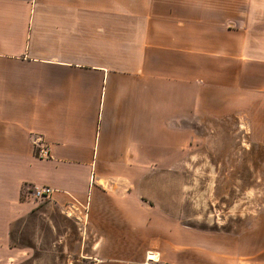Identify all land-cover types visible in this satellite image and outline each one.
Segmentation results:
<instances>
[{"label": "crops", "instance_id": "obj_1", "mask_svg": "<svg viewBox=\"0 0 264 264\" xmlns=\"http://www.w3.org/2000/svg\"><path fill=\"white\" fill-rule=\"evenodd\" d=\"M233 117L264 148V0H0V264L41 186L78 212L89 264H264V214L212 233L160 197L189 124Z\"/></svg>", "mask_w": 264, "mask_h": 264}, {"label": "rangeland", "instance_id": "obj_2", "mask_svg": "<svg viewBox=\"0 0 264 264\" xmlns=\"http://www.w3.org/2000/svg\"><path fill=\"white\" fill-rule=\"evenodd\" d=\"M189 125L195 132L191 158L180 164L176 177L164 178L167 194L160 197L167 203L177 195V215L190 227L244 232L264 214V148L250 142L242 119H196ZM42 150L47 149L38 156L48 158ZM34 188L22 192L33 210L11 228L10 246L19 252L13 264H89L93 243L76 209L35 198Z\"/></svg>", "mask_w": 264, "mask_h": 264}, {"label": "built area", "instance_id": "obj_3", "mask_svg": "<svg viewBox=\"0 0 264 264\" xmlns=\"http://www.w3.org/2000/svg\"><path fill=\"white\" fill-rule=\"evenodd\" d=\"M41 155L44 157H49V152L48 150H42L41 151ZM33 196L35 198H44V199H51L52 198V195L54 193V190L50 187H41V188H38V187H35L33 190ZM150 259H148L149 261Z\"/></svg>", "mask_w": 264, "mask_h": 264}, {"label": "trees", "instance_id": "obj_4", "mask_svg": "<svg viewBox=\"0 0 264 264\" xmlns=\"http://www.w3.org/2000/svg\"><path fill=\"white\" fill-rule=\"evenodd\" d=\"M11 242H12V234H11Z\"/></svg>", "mask_w": 264, "mask_h": 264}]
</instances>
